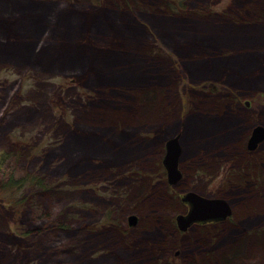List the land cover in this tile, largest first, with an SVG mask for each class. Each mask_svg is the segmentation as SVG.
<instances>
[{"label":"rangeland","instance_id":"1","mask_svg":"<svg viewBox=\"0 0 264 264\" xmlns=\"http://www.w3.org/2000/svg\"><path fill=\"white\" fill-rule=\"evenodd\" d=\"M164 3L170 0H0V150L14 146L25 167L55 185L47 198L56 217L65 212L72 264H215L205 252L232 264L239 253L219 244L246 218L256 231L245 230L244 242L264 241V139L250 148L253 129L264 126V18L254 15L264 0H185L177 16ZM199 6L200 16L193 14ZM185 14L187 35L176 39L167 24ZM72 25L79 30L67 34ZM224 48L239 66L220 65ZM149 63L169 81L141 76L137 84L138 65ZM148 88L156 96L145 98ZM145 104L159 106L157 117L135 120ZM200 115L189 138L187 123ZM125 126L132 129L125 141L113 137ZM179 132V198L193 191L227 200L232 214L217 224L177 225L188 203L180 199L182 211L175 209L161 161L166 140ZM202 137L220 139L204 147L196 143ZM13 200L0 191V264H50L51 253L41 251L53 232L38 233L29 206ZM144 221L157 237L143 235ZM244 257L239 264H264V250Z\"/></svg>","mask_w":264,"mask_h":264},{"label":"trees","instance_id":"2","mask_svg":"<svg viewBox=\"0 0 264 264\" xmlns=\"http://www.w3.org/2000/svg\"><path fill=\"white\" fill-rule=\"evenodd\" d=\"M172 0H170V5L169 3H164L165 7L163 8V10L165 9L167 14L170 15H174L177 16L179 14V10L178 8H183L186 7L184 4L185 0H181V3L179 1V7L173 5V3L171 2ZM175 1V0H174ZM203 7L199 6L198 8H196L195 12L193 14L196 15H203L202 13ZM181 14V13H180ZM189 14V13H187ZM187 14H185L183 17H181V20H175L177 21L173 26H168L167 24V33H174L176 39H183L185 37V35H187V30H188V26H189V17L187 16ZM255 19H262L264 18V9L261 10H257L255 11ZM180 21H184V24H182ZM190 21H192V19H190ZM105 26L102 24L101 28H104ZM96 28L99 30L98 26L96 25ZM101 30V29H100ZM239 37H231V41H234V39L239 40ZM145 39V38H144ZM241 39V38H240ZM143 45V43H142ZM229 52L224 48L223 51L221 52L220 58V65L226 67H232V66H239V61L238 60H234L232 59L229 55ZM139 62V57L138 60ZM259 61V60H258ZM258 61L256 63H254V65H258ZM218 62V61H216ZM220 68L219 71L222 70L221 66H218ZM217 71V70H216ZM263 73H260V78H262L264 80V66H263ZM153 75H155V71L153 73ZM154 76H151V78ZM160 77V76H158ZM156 78V77H155ZM154 78V79H155ZM160 82V81H158ZM207 86V85H206ZM208 92L210 93H214V91H216L218 89V86L216 84L210 83L208 84L207 87H205ZM157 91H155L154 89H145L144 92V96L146 98V96L149 95H154L156 96ZM234 97V96H233ZM232 100H230L231 102L237 100L236 97L231 98ZM207 118V117H206ZM204 121V119L200 116L195 117V118H190V120L187 123V130L185 132V134L187 133V136L189 138L195 137L196 132L192 133V128H195L196 126L200 125V122ZM150 126V125H149ZM132 129L129 126H125L124 129V133L123 134H117L114 135L113 137H116L118 140H124L126 139V134H129V132H131ZM127 132V133H126ZM110 134V133H109ZM191 134V136H190ZM193 134V135H192ZM111 135V134H110ZM112 136V135H111ZM221 137V136H219ZM217 137H213V138H220ZM204 139V137L202 138H197L196 143L197 145L200 146H204V147H211V145L214 143V141H216L215 139ZM222 139V138H221ZM4 147V146H3ZM14 146H7L5 148L1 147L0 150V191L4 192V191H11L14 194V206H19V207H24V204L29 206V214H30V210L32 211L31 214V219L30 222L33 223L35 225V227H37V230H39L38 233L40 232H44L46 234H48V232H53V235L49 237V244L48 249L49 251H45V249L43 251H41L42 254H46L47 252H50L51 255L48 254L49 258H47V260L50 264H69L68 260H70L71 264V257L72 254L70 253V251L67 249V247H64V241L59 239V231L61 230V228H63V226H67L66 223V219H65V212H59L58 216H55L56 213V205L52 204L51 201L47 198L51 197L48 194H53L58 190H55V185H53V183H50L48 181V179L45 177V175L43 173H40L38 170H31L27 167L24 166V164L21 162V158H23V153L21 151H19L16 148H13ZM203 174V173H202ZM235 176V170L232 171L231 176ZM164 184L166 185V189H168L166 182H164ZM179 186H175L172 189L171 192H167V195L169 196V198L171 199V201L174 204L175 209L179 211H182L179 209V207L182 205V203L180 202V198H179V194H178V188ZM46 197V198H45ZM162 198H158L157 201H161ZM160 204V203H159ZM183 209V208H182ZM64 216V217H63ZM151 218L156 221L153 224L156 225V227L160 230V228L162 226H160L161 224L158 222V220H160L158 218V216H154ZM152 224V223H151ZM175 230L177 231L178 229L175 228ZM27 233H30V231L28 230ZM67 235V234H66ZM62 236V235H61ZM164 238V236L162 237ZM242 246L246 245L247 243L244 242V238L242 240ZM60 250V251H58ZM56 253V255H54L53 253ZM205 255H207L210 259V261H219L221 264H227V262L224 260L225 257L228 256H224L223 254H221L222 256L220 258L218 257H212L209 253H206ZM234 255V254H233ZM232 255V256H233ZM206 256H204V259L208 258ZM244 257V255H242V253L238 254L234 259L232 258V264H238V262H240V259ZM245 258V257H244ZM204 262V260H203ZM191 263V260H187L185 264ZM193 264H201V261H197L195 258L193 259Z\"/></svg>","mask_w":264,"mask_h":264},{"label":"water","instance_id":"3","mask_svg":"<svg viewBox=\"0 0 264 264\" xmlns=\"http://www.w3.org/2000/svg\"><path fill=\"white\" fill-rule=\"evenodd\" d=\"M181 133L166 140L165 155L161 162L165 167L169 183L176 184L181 181L182 172L179 163L183 151L181 145ZM264 139V126L256 125L250 138V148H254ZM183 202L190 205L188 213L177 215V225L180 230H187L193 222L216 221L227 219L232 214L230 203L224 198H208L196 192L188 191L182 196ZM138 217L131 215L129 223L135 225Z\"/></svg>","mask_w":264,"mask_h":264},{"label":"bare ground","instance_id":"4","mask_svg":"<svg viewBox=\"0 0 264 264\" xmlns=\"http://www.w3.org/2000/svg\"><path fill=\"white\" fill-rule=\"evenodd\" d=\"M100 22H102L101 19L98 22H96V25L100 24ZM70 26H71V24H70ZM78 30H79L78 27H75L74 28V26H73V28L69 29V26H67L66 32H67V34H69L70 31L77 32ZM70 40H71V42H74L75 39L70 38ZM152 65L153 64H151V63H149V66H146V64L145 65L144 64H139L138 65V67H137L138 72L136 74V76H137V78H136L137 84H139V81L141 79V76H153V73H154V68L153 67L154 66H152ZM156 75L157 76H161L162 78H160V79H163V81L164 80H168L169 81V79L167 77L168 76V72H166L165 70H163V71H157V74ZM156 75H154V78L157 77ZM138 108L139 109L136 110V112H135V114L133 116L135 120H137V119H139V120H147L148 118H151L153 116H154V119H155L157 117V115H158V110L157 109H159V106H156V108H155V107H153L150 104L149 105L148 104H145L143 106H139ZM161 121H162V119L156 121L155 123H150V124L156 125L157 123H159ZM203 131H204L205 134H209V135L212 132L210 130V128L209 129H204ZM119 214H118V216H119L118 218L119 219H123L124 213H121V211H120ZM119 222H120V220H119ZM255 223H256V221L255 222H252L248 218H246L245 220L242 219L241 222H240L241 231L242 232L241 231L237 232V234L236 235H233L232 238L231 237H224L220 241V246L225 245V243L228 244V246H229V248H230V250H231V252L233 254H238V253L240 254V253H242V255H244L246 252L248 254V253H251L252 251H262L263 252V250H264V241L261 240V239H259V240H252V241L250 240L248 244L242 246V240H243V238L246 239L245 236H247L246 233H245V230L255 229L253 227V225H255ZM142 225H143L144 229L147 231V232H145L143 234L144 236L149 235V232H150V233H152L153 237H157V234L154 232L155 227H153V229H152L149 226V223L146 222V221H144V223ZM152 226H154V225H152ZM68 229L69 228L67 226H63V228H61V230L59 231L58 234H59V239L64 241V244H63L64 247H67V249L69 250L71 246H69V242L66 239H64V235L67 234V231L66 230H68ZM158 233H159V231H158ZM130 235L131 234L128 235V237H127L128 239H130L132 237ZM113 236L117 237L116 235H113ZM115 240H116V238H115ZM205 254H206V252H205ZM220 255H218V256L220 257ZM205 256L208 257L207 255H205ZM123 257H125V255ZM126 257L127 258H131L129 255H127ZM66 260L68 261L69 264H71L70 260H68V259H66ZM207 260H208V263H211V261L209 259H207ZM245 263H247V261H245ZM190 264H193V259H191V263ZM211 264H213V263H211ZM215 264H221V263L219 261H217ZM238 264H239V262H238Z\"/></svg>","mask_w":264,"mask_h":264},{"label":"flooded vegetation","instance_id":"5","mask_svg":"<svg viewBox=\"0 0 264 264\" xmlns=\"http://www.w3.org/2000/svg\"><path fill=\"white\" fill-rule=\"evenodd\" d=\"M162 164H163V162H162ZM164 166V165H163ZM165 168V167H164ZM166 171V170H165ZM180 182V181H179ZM179 182H177L176 184H171L170 183V185L171 186H176L177 184H179ZM180 199L182 200V198L180 197ZM182 202H183V200H182ZM183 204V203H182ZM186 204V203H185ZM187 205V208H185L184 209V214H186V213H188V211H189V208H190V205L189 204H186ZM219 221H222V220H216V221H213V220H211V221H198V222H193V224L191 225V226H193V225H196V226H205V225H207V224H217V222H219ZM205 228H202V233H204L205 232ZM256 231V230H255ZM207 233V232H206ZM219 246H220V244H219ZM177 255L179 254V252H177L176 253ZM207 259H209V258H207Z\"/></svg>","mask_w":264,"mask_h":264}]
</instances>
